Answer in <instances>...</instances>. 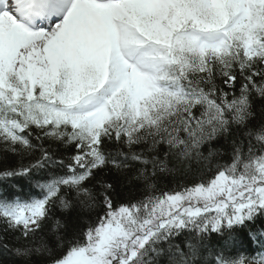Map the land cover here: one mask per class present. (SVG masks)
Returning <instances> with one entry per match:
<instances>
[{
  "label": "snow or ice",
  "instance_id": "6c2138e0",
  "mask_svg": "<svg viewBox=\"0 0 264 264\" xmlns=\"http://www.w3.org/2000/svg\"><path fill=\"white\" fill-rule=\"evenodd\" d=\"M0 264H264V0H0Z\"/></svg>",
  "mask_w": 264,
  "mask_h": 264
},
{
  "label": "trees",
  "instance_id": "16d2710c",
  "mask_svg": "<svg viewBox=\"0 0 264 264\" xmlns=\"http://www.w3.org/2000/svg\"><path fill=\"white\" fill-rule=\"evenodd\" d=\"M118 191H121L119 188H118ZM126 194V193H125ZM5 259H7V258H5Z\"/></svg>",
  "mask_w": 264,
  "mask_h": 264
}]
</instances>
